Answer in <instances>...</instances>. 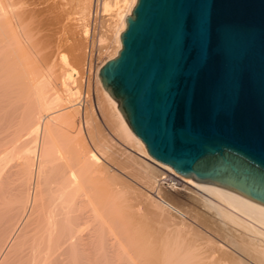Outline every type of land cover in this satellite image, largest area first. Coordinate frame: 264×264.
<instances>
[{
	"label": "bare ground",
	"instance_id": "obj_1",
	"mask_svg": "<svg viewBox=\"0 0 264 264\" xmlns=\"http://www.w3.org/2000/svg\"><path fill=\"white\" fill-rule=\"evenodd\" d=\"M45 1L46 0H0V111L2 112L6 109L4 103L11 107L13 104H11L12 102L10 98L12 99L14 96L17 97H15L17 99V109L13 106V110L15 109L17 114L12 112V115H17V118L14 115L12 116L8 114V116L5 111V115L8 116V119L5 118L4 121H2L3 119L0 120L1 164L2 160L6 158L7 155L9 157L15 148H25V143L28 141H33L32 144L34 142L36 143L34 149H31V147L30 149L20 148L21 151H19L20 154L17 157L19 158L20 156L21 159L20 161L17 159L19 162L15 163L13 166V168L16 167L17 170L11 171L10 173V176L12 174H17V180H19L20 175H25V177L26 174L30 175L26 182L27 185L21 183L17 186V205L20 203L19 206H21L23 203L25 204L27 200L30 202V205L28 204L29 202H27V208L24 207L27 205L23 206L26 210L23 209L24 211L21 212L25 216V221L23 224H19L20 221H17L19 225L16 223L17 245H20L21 243L27 244L28 242L25 243V241L28 240V236H32L31 233L36 237L43 234L44 238L41 243L42 247L40 248L39 246L41 241H38L39 245H37L40 252L43 248V251L41 252L42 256L40 255L41 258L39 257L40 253L37 254L38 250L36 249L37 247L34 245V242V248L32 247V249L34 252L36 251V253L35 256L34 253H32L31 256L34 261L36 259L35 257L38 255V258L36 259L39 261L38 264H48L49 261L51 262V257L56 258L54 256L50 257V252L57 255L59 252L57 249L62 250L61 253L64 248L67 250L65 247L67 246L66 244L70 243L75 244L76 246L78 244L77 242L81 239L85 242L87 237H91L92 235L100 236L102 233H109L108 235L110 236L106 238V240H108L110 244L109 242L105 243H108L111 248L114 249L112 250L113 252L111 250L109 251L112 252L111 257H114V261L116 258L117 264H264V205L226 188L214 184L198 182L192 178L182 176L171 166L154 159L148 153L144 142L130 129L118 109V102L103 87L99 78V72L102 67L101 65L97 72L98 81L101 85L105 100L110 105L113 116L120 128V137L123 136L122 138L124 141L122 140L123 142L121 143L124 145H132L133 149L129 146L128 148L143 153L145 155L144 158L148 157V160L150 159L154 162V164H152L149 161L142 159V157H138L137 155L140 153L136 155L127 148L122 149L124 146L119 147L121 151L118 150V146L116 148L113 147V152L106 150L104 146L106 144L110 145V142L107 143V139L105 140L103 138L102 141L105 142H103V144L100 143V145L104 146L100 147L108 152V157L109 159L111 158L110 163L115 161L118 158V155L127 161H132L138 165L137 167L143 169L144 175L147 177L148 181H150L153 174L156 173L155 171L157 170V167L155 165L170 170L172 173L176 174V176L179 175L185 183L195 186L197 190H200V192L207 195L203 198L208 204V207L214 212L213 216L217 219H213L216 222V225H213V227L211 226L212 229L209 228L211 229L209 231L212 236L211 239L210 235L208 237L204 234L205 237L203 233L199 231V236L200 234L202 236H200V238L204 237L203 240L207 239L204 240V243L207 245H203L202 239L201 242L200 240L198 241L200 243H194L195 240L189 238L192 237L193 233H191L192 235L185 236L187 234L180 235L175 231L176 235L173 233L175 236L172 234L173 237L171 240L167 238L168 241H163L164 243H161L162 248L159 246L160 244H158V241H161L162 239H156L155 241L158 246H156V243L154 242L153 247L156 246V250L153 249L151 242L154 240H152L153 238H150L149 240L150 234L148 233L153 231V229L147 231L145 228L146 221L144 219H146L148 215L146 216V214H143L141 209V216L140 213L138 215L133 212L135 210V212H137V209L133 210V202L135 203V199L133 201L131 200V198H134L132 197L134 195L133 191H136V189L133 190L131 186H129L127 191L123 192L121 189L108 185L110 182L107 184L110 179L108 178L109 173L106 164L100 163L99 157L96 155L93 148L90 147L92 144L89 145V140L92 139V143L95 139L94 135H96L97 132L95 134V132H93V130L91 131V128L89 127L90 130L88 135L90 132H93L94 135L91 133L89 135L90 137L86 139L82 132V127H78L76 123L77 115L73 111V108L59 109L65 107V105L68 106L72 100L61 98L59 95L60 90H65L63 84L64 81H61L63 80L65 73L62 72L61 77L58 79V71L53 68V64L56 62L54 61L51 65V60H49L50 58L52 59L54 55L50 53L51 51L49 53L42 52L44 46L42 47L41 45L45 41L42 35L46 36L49 32L51 33V31L55 30H51L49 27L48 33H44L48 30V25L53 21L51 20L49 23V18L47 17L48 19H46V12H44L43 9H38L40 7L45 9ZM80 2L81 8H79V13L81 16L85 17V14L91 9L94 0H81ZM38 3L40 7L38 6L37 8L36 6ZM40 3H44V5L41 4L43 5L41 6ZM51 3L53 4V2ZM136 3L137 0H95V14L96 16L100 14L105 17V20L109 21L111 36L116 43L114 52L110 56L115 57L122 47L120 35L125 30L126 18L132 13ZM48 5L46 4V7ZM53 7L54 8L51 9L47 7L46 9H48L49 12L53 9L55 13L59 11L55 10V6ZM53 10L51 13H53ZM51 13L47 14H50V18L53 16L54 19L55 15H51ZM45 19L48 20L47 23L49 24L45 25ZM51 25L53 26V24ZM46 26L47 28H45ZM43 27L47 30L43 32L44 34H41L44 29ZM52 38H54V34ZM53 42H55V40ZM54 46L56 45L54 44ZM47 47L49 48V46ZM53 48L52 45L51 49ZM49 49L47 50L49 51ZM33 54H38V58H40V61L42 60L41 63L44 62L45 64L42 65L43 67L37 63L38 60L36 59L38 58H35L36 56ZM49 54L52 57L49 56ZM79 56L81 57V55H77L78 58L75 57L78 61H81L82 57L80 58ZM47 64H49L50 69L46 66ZM44 66L48 68V72H50L51 75H46L44 72ZM56 76L58 77L56 78ZM57 79L58 81L60 80V89H58L59 87L57 88L58 85L54 82ZM13 103L15 104V101H13ZM69 106H73V103ZM0 116H2V114ZM10 116L12 117V120L9 119L11 118ZM14 118L17 122L13 121L15 120ZM100 137L102 138L103 135ZM120 137L117 138V140L119 139L121 141ZM98 138L97 141L100 142L101 139L99 138L98 140ZM30 142L28 144H31ZM23 145H25V147ZM97 145H99V143ZM28 151H30V153ZM8 172H10V170ZM106 173H108L107 176L105 175ZM6 176H8V174ZM10 176H8V179L13 178ZM105 177H107V185L103 183L102 186L100 182L105 180ZM2 181L0 180L1 198L5 195L4 192H7L5 190H9L6 188V186H8L6 184H8L9 181ZM86 182L88 185H94V183L95 185L84 186ZM31 184H34V186H31ZM131 193L133 195H131ZM138 193L140 192L138 191ZM13 194L16 195L15 193ZM9 196H11V194ZM20 199H25V202ZM21 202L23 203L21 204ZM119 203L124 204L119 208ZM155 205L158 207L157 204ZM160 207L159 209L162 208ZM156 211L158 212V209L155 210V212ZM153 212L150 213L156 217L157 212ZM159 215H157V217ZM22 216H19V219L22 218ZM163 217L165 216H162V218ZM163 219L167 222L166 225L164 224L165 226H168V223L170 224V222H172L169 218L165 217ZM213 220L209 218L208 222ZM29 221L31 222L29 223ZM160 223H163L161 219ZM156 226L159 227L158 225ZM177 227L178 226H176L175 230H177ZM184 229L189 230L190 228ZM187 230L185 233H187ZM189 231H192V229ZM36 233L40 234L36 235ZM117 235H120L121 238H117ZM196 235L197 234L193 235V239H196ZM63 236L65 242L63 241L64 243H60V238ZM85 236L86 240L84 239ZM36 237L34 239H36ZM22 238H25V240L19 243ZM67 241H69V243ZM88 241L86 242L88 243ZM109 245H107L108 249ZM26 246L28 247V245ZM68 246H71L70 248L74 247H72V245ZM84 246L85 245H83V247ZM19 248L20 246L17 247V250ZM23 248H26L25 245L24 247H21V249ZM88 248L89 247H87V249ZM24 249L22 251L25 252ZM53 249L57 251L56 254ZM87 249L85 248V250ZM28 250L25 253L28 252V255H30ZM152 250L155 251L151 252ZM109 251H107L108 254ZM17 252H19V250ZM22 253L21 255L23 256L25 253ZM59 256L63 257L64 255L62 256L61 254ZM29 259L31 260V257ZM57 259L61 262L60 258L57 257ZM36 260V263L31 261V264H37Z\"/></svg>",
	"mask_w": 264,
	"mask_h": 264
},
{
	"label": "water",
	"instance_id": "obj_2",
	"mask_svg": "<svg viewBox=\"0 0 264 264\" xmlns=\"http://www.w3.org/2000/svg\"><path fill=\"white\" fill-rule=\"evenodd\" d=\"M105 90L156 160L264 205V0H137Z\"/></svg>",
	"mask_w": 264,
	"mask_h": 264
},
{
	"label": "rangeland",
	"instance_id": "obj_3",
	"mask_svg": "<svg viewBox=\"0 0 264 264\" xmlns=\"http://www.w3.org/2000/svg\"><path fill=\"white\" fill-rule=\"evenodd\" d=\"M80 1L79 0H46L45 1L46 4L47 5L50 4L47 6L49 9L54 8L53 6H55V10L60 11V12L58 11L56 13L53 9H52L53 13H51L52 10L49 12V10L46 9L47 8L46 4L44 5V3H40V5L43 4L45 9L40 7L39 3L36 6L37 8L39 6L40 8H38V9H41V10L43 9V11L46 12L45 13L46 19L49 18V23L51 20H53V21H51V24H53V26L51 24L47 23L48 20L45 19V21H44L45 25L49 24L48 28H47V26L45 27L48 30L46 29L47 30L46 31L45 28L43 27L44 29L42 30L41 34L44 31H46L44 33H48L49 27L51 30L55 29V30H53L55 33L50 30L52 34L49 32V34H47L46 36L42 35L43 38L45 39V41L41 45L42 47L44 46L42 52L49 53L51 51L50 53L54 55L53 58L52 59L50 58L49 60H51L50 64L54 63V61L56 62L55 64H53L54 65L53 68L57 69L58 72L57 71L56 72L59 74L58 75L59 77L56 76V78L58 77V79H59L61 77V73L62 72L65 73L64 77L62 76L63 80H61V81H64L63 84L65 86V90H60L59 95L61 98H65V99L68 98V99L72 100L71 103H73V106H69L71 104L70 103V104H68V106L65 105V107H62L59 109L61 110L63 108L64 109L65 108H68V109L73 108V111L77 115L76 123H77L78 127H80V126L82 127V132L84 133V137L86 139H88L90 137L89 135L91 133L95 132V134H96V132H97L96 135H94V133H93L96 140L94 139V141L91 143L92 139H90L89 145H91V144L93 145V146L91 145L90 147L93 148L94 152L99 157L100 163L106 164L107 171L109 173L108 178L110 179V180L108 179L109 181L107 182V180H106L107 177H105V180H103V181L101 180L102 181V182H100L101 185L103 183L105 185H107L110 182L108 185H110L111 187H116L118 189H121L123 192L127 191L129 186H131V188L133 190L136 189V191H133L134 195L131 193V195H133L132 197H134V198H131V200L133 201L135 199L134 200L135 203L137 202L136 204L133 202V204H134L133 210L137 209V212H135L136 210L133 212L137 213L139 215V213L143 211V214H146V216L148 215L147 216V218L149 217L148 219L146 217H144L147 220L144 218L143 219L146 221L145 222L146 223L145 228L147 229V231L149 229L150 230L153 229V231H154V232L153 231L148 232L150 234V236L148 235L149 240H150V238L151 239L153 238L152 240H154L151 242L152 247L154 245L153 244L154 242L156 243L155 245L158 246L157 242L155 240L156 239L159 240V238H160V239H162L161 241L159 240L160 243L158 240L157 241H158V244H160L159 246L162 248L161 243L163 241L164 242L168 241V239L171 240V238L174 235L173 233H175V231L177 234H180V235L187 234L185 236L192 235L191 233H193V235L197 234L198 236L196 235V237H195L196 239H193L194 238L193 235H192V237H189V238L191 240H195L194 243H197L199 240L201 242V239L203 240L204 237L200 238L201 234L199 236V231L201 233H203V235L206 234V236L209 237V235H210L209 231L212 229L213 225H216V222L213 220V219H216V217L213 216L214 212L212 211V209H210V207H208V204L206 203L205 199L203 198L207 195H205L203 192H200V190H197V188L195 186H192V185L185 183L179 175L176 176V174L172 173L170 170H168L166 168L159 167L157 165H155L157 167V170L155 171L156 173H154L153 177L151 178L152 181L151 180L148 181L147 177L144 175L143 169L137 167L138 165L136 163H134L132 161H127L126 159L120 157L119 155L118 156L116 155L118 158L115 161L110 163L111 158L109 159L108 152L101 149V147H103L104 145L102 146V145H100V143L103 144V142H105V141H102L104 138L105 140L107 139L106 140L107 143L110 142L109 143L110 145L106 144L104 146L106 150L112 151L117 146H118L117 147L118 150H120L119 147L124 146L122 149L127 148V149L131 150L133 153H135L136 155L138 153H140L137 150H136L137 153H136V151H133L132 145H128V144L124 145L121 143L124 141L122 138L123 136L120 137V134H121L120 128L117 125L115 117L113 116L112 109H111L110 105L105 100L101 85H100V83L98 81V77H97V72H98L99 67L101 65L103 66L109 59H112L113 56H110V55H112V53L114 52L115 45H116V43L114 42V39L111 36L109 21L105 20V17L100 15V14H98L96 16V14H95V0L92 3L91 9L85 14L86 16L85 15H84L85 17L81 16V14L79 13L80 12L79 8H81V4H80L81 2ZM51 2H53V4ZM43 5H41V6H43ZM47 13H51V15L52 14L55 15V17H54L55 20L53 19V16H52V18H50L49 17L50 14L48 15ZM57 13H61V14H57ZM59 18H61L62 20ZM85 20H87V21H85ZM63 25H64V27H63ZM31 26H32V24H31ZM53 34H54V38H52ZM55 36H56V39H55ZM59 36L61 38H64V39H61ZM52 40L53 41L55 40V42H53ZM58 41L61 43H59ZM51 44L53 45V47H54L53 49H55V50L51 49V47H52ZM54 44L57 47L54 46ZM47 46H49L50 49ZM46 47H47V49H49V51L46 49ZM90 54L92 55V60H91L92 62H91V70L88 72L87 65L89 62ZM33 55L36 56V57L34 56L35 58H38V54H33ZM77 55H81L82 58L79 56L81 58V61L77 60V58H78ZM49 56H51V55L49 54ZM54 57H55V59H54ZM47 58H49V57H47ZM36 60H38L37 63L40 66H42L44 64V62L41 63L42 60L40 61V58H38ZM47 61H48V59H47ZM46 66L50 69L49 64H47ZM48 68L45 67V70H44V72L46 73L47 76L51 75L50 72H48L49 71ZM58 79L54 81L55 84L58 85V86L56 85L57 88L60 86L59 85L60 80L58 81ZM60 87L58 89H60ZM15 97L16 96H14V98H12V99L10 98V100L12 102L11 104H13V105H11V107L7 106V104L4 103V106H6V109H4L2 112L0 111V115L2 114V116H0L1 117L0 120L3 119L2 121H4L5 118L8 119V116L12 115V112L17 114V111L15 110V109H17V99H16L17 97L16 98ZM13 101H15V104L13 103ZM13 106L15 107L14 110H13ZM5 111L7 112V115L9 114L8 116L5 115L6 114ZM3 114H4V117H3ZM14 116L17 118V115H14ZM9 119L12 120V117ZM13 121L17 122L16 119ZM89 127L91 128V131L93 130V132H90L88 135V132L90 130ZM98 134H99V136H98ZM102 135H103V137L101 138L100 136H102ZM97 136L101 139L100 142L97 141V138H98ZM118 136L120 137L121 141L119 139L117 140V138H119ZM99 138H98V140H99ZM115 141L117 144L115 143ZM29 142L30 141L25 143L26 147H25V145H23L25 148H22V147L15 148L14 149L15 151L13 150L14 152L12 151V154L9 155V157L7 155L6 158H4L2 160V164L0 162V169H1L0 170V174H1L0 180L1 181L2 180L3 181H6V180L9 181L11 179L9 181L11 184L9 182H8V184H6V185H8V186H6V188H8L9 190H5L7 192H4L5 195L2 196L3 198L0 197V225H1L0 226V241H1L0 242V264H31L32 263L31 261H33L31 254L34 253V256H35V253H36V251L34 252V250L32 249V247L34 248L33 242H34V245H36V247H37V245H39L38 241H41L39 246H40V248L42 247L41 243L43 242L42 240H43L44 236H43V234L39 235L40 233H38V234L36 233V235H39L41 237H39V236L36 237L33 235V233H31L32 236H30V237L28 236V240L25 241V243L28 242L27 244L21 243V242H23V240H25V238L24 239L22 238V240L19 241V243H21V244L17 245V224H18L17 221L18 222L20 221L19 224H23V222L25 221V219H24L25 216L21 212L26 210V208L28 207L27 202H29L26 198H25L27 200L26 202H25V199L24 200L20 199L23 202H25V204L23 202H21V204L23 203V205L19 206L20 203H19V205H17V186H19V184H21V183L26 184L30 175L26 174V177H25V175L24 176L20 175L21 178L19 176V180H17V177H18L17 174H12L11 176L13 178L8 179V176H10L11 171L17 170V168L16 167L13 168V166L15 165V163H18L21 159L20 156H19V158L17 157L20 154L19 153V151H21L20 148L30 149V147H31V149L32 148L34 149V147L36 146L35 142H34L35 144L34 143L32 144L33 141H31L30 142L31 144H28ZM98 143H99V145H97ZM124 143H126V142H124ZM111 145H113V146H111ZM109 146L112 149H110ZM128 146L131 147L132 149L128 148ZM18 149H20V150H18ZM115 150H117V149H115ZM134 150H135V148H134ZM28 152L30 153V151H28ZM140 154L137 156L140 158L142 157V159H145V161L147 160L150 163L154 164V162H152V160H150V159L148 160V157L144 158L145 155L143 153H140ZM106 158L108 161L106 160ZM17 159H19V161H17ZM36 162H37V160H36ZM9 170H10V172H8ZM3 171H4V173H3ZM108 173H106L105 175L107 176ZM7 174H8V176H6ZM103 177H104V175H103ZM106 182H107V184H106ZM147 182H149V183H147ZM97 183H96V185H97ZM94 185H95V183H94ZM94 185L93 184L88 185V183L86 182L84 186H94ZM31 186H34V184H31ZM32 190H33V188H32ZM138 191L141 194L138 193ZM13 193H15L16 195H14ZM10 194H11V196H9ZM139 194H140V196H139ZM12 196H14L15 198ZM141 196H143V197H141ZM142 199H144V200H142ZM3 203H5V204H3ZM130 203H131V201H130ZM150 203H152V204H150ZM28 204L30 205V202ZM119 204H120V206H119V208H120L121 205H123L124 203H119ZM155 204H157L158 207H156ZM24 205H27V206H24ZM23 206L26 208H24ZM134 206H136V207H134ZM159 207L161 209H159ZM154 208H156V209H154ZM140 209L142 211H140ZM157 209H158V212L156 211L157 212L156 217H157V215H159V212H160V215L156 218L155 215L153 216V214H151V213L153 211L155 212V210H157ZM5 210H6V212H5ZM121 210H122V208H121ZM13 215H15V216H13ZM19 216H22V218L19 219ZM140 216H141V213H140ZM162 216L169 218V220L172 222L169 221L170 224L168 223V226H165L167 224V222H165V219H163L165 217L162 218ZM159 218L161 219V221L163 223H160ZM209 218L213 221L208 222ZM31 221H29V223ZM148 221H149V223H148ZM214 222H215V224H214ZM184 224H185V226H184ZM156 225H158L159 227H157ZM160 225H162L163 227ZM176 226L179 227V228L177 227V230H175ZM170 228L173 230H171ZM184 228H188V229L190 228L189 230L192 229L193 232L189 231L187 229H184ZM209 228H211V229H209ZM186 230H187V233H185ZM197 230H198V233H197ZM114 232H115V230H114ZM151 233L152 234L154 233V234L152 235ZM176 233H175V235H176ZM108 234L109 233H102L100 236L99 235L98 236L92 235L91 237H87V240H86V236H87L86 235L84 239L86 241L89 240L88 243L86 241H85L86 242L85 243L84 240L81 239L82 241L81 240L78 241L77 242L78 244L76 243L77 244L76 246H75V244H70L69 241H67L69 243V244H66L67 242L65 243L67 246L72 245V247L73 246L74 247L70 248L71 246H68V248H67V246H65L67 250H65V248L63 247L64 249L63 248L62 249H63L64 253L66 252L65 254L63 252L61 253L62 250H60V249L59 250L57 249V251H59L58 253L55 250L56 248L53 249L55 251L54 253L55 254L57 253V255H54L50 252V257L54 256L56 258L51 257V259H50L51 262L49 261L48 264H51V263L52 264H59V263L60 264H73V263L74 264H117L116 258L114 261V257H111L112 252H113L112 250H114V249H112L111 246L109 245L110 242L108 240H106V238H108L110 236ZM167 234H168V236H167ZM35 237H36V239H34ZM119 237L121 238L120 235H117V238H119ZM211 237L212 236L210 235V239H211ZM88 238H90L91 240ZM96 240H98L99 242ZM204 240H207V239H204ZM204 240L202 242L203 245L206 244V243H204L205 242ZM35 241H36V243H35ZM63 241L65 242L64 236L62 238H60L59 242L64 243ZM105 242H109V244L105 243ZM200 242H198V243H200ZM2 243H3V246H2ZM81 244L85 245L86 247L85 246L83 247V245H81ZM24 245L26 248L25 249L23 248V249L25 250V252L29 249L28 251H29L30 255H28V252L25 253L24 251H22L23 249H21V247H24ZM26 245H28V247ZM107 245H109V249H108ZM19 246H20V248L18 249L19 252H17L18 251L17 247H19ZM87 247H89V248L87 249ZM93 247H94V249H93ZM155 247H153V249L156 250ZM85 248L87 250H85ZM36 249L38 250V247ZM150 249H152V248H150ZM32 250H33V252H32ZM109 250H111L112 252ZM155 250H152L151 252H153ZM42 251H43V248H42L41 252ZM71 251H72V253H71ZM87 251H90V252H87ZM107 251H109V254ZM22 252L25 254H23ZM41 252L39 250L37 252V254L40 253L39 257L41 255ZM21 253L23 254V256L21 255ZM58 254L59 255L62 254V256L63 255L64 256L61 257ZM26 256L27 257L30 256L31 260L29 259L30 257L27 258ZM20 257H21V259H20ZM57 257L61 259V262L58 261ZM35 258L37 259L38 255ZM88 258H90L91 260ZM28 259H29V261H28ZM33 259H34V257H33ZM110 259H112V260H110ZM35 260L33 261L34 263H36ZM38 262L39 261H37V264H38Z\"/></svg>",
	"mask_w": 264,
	"mask_h": 264
},
{
	"label": "built area",
	"instance_id": "obj_4",
	"mask_svg": "<svg viewBox=\"0 0 264 264\" xmlns=\"http://www.w3.org/2000/svg\"><path fill=\"white\" fill-rule=\"evenodd\" d=\"M91 60H92V55L90 54L89 62H88V65H87L88 72L91 70V62H92Z\"/></svg>",
	"mask_w": 264,
	"mask_h": 264
}]
</instances>
